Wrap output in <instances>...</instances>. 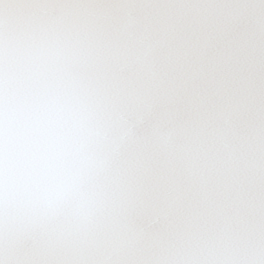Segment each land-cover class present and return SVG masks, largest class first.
Returning a JSON list of instances; mask_svg holds the SVG:
<instances>
[{
    "label": "snow or ice",
    "instance_id": "snow-or-ice-1",
    "mask_svg": "<svg viewBox=\"0 0 264 264\" xmlns=\"http://www.w3.org/2000/svg\"><path fill=\"white\" fill-rule=\"evenodd\" d=\"M0 264H264V0H0Z\"/></svg>",
    "mask_w": 264,
    "mask_h": 264
}]
</instances>
